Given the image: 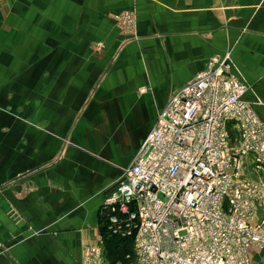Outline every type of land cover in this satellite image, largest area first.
<instances>
[{"label":"crops","instance_id":"0c3cea01","mask_svg":"<svg viewBox=\"0 0 264 264\" xmlns=\"http://www.w3.org/2000/svg\"><path fill=\"white\" fill-rule=\"evenodd\" d=\"M228 52L264 119V0H0V264H81L173 92Z\"/></svg>","mask_w":264,"mask_h":264},{"label":"built area","instance_id":"2783aa9c","mask_svg":"<svg viewBox=\"0 0 264 264\" xmlns=\"http://www.w3.org/2000/svg\"><path fill=\"white\" fill-rule=\"evenodd\" d=\"M116 19L131 31L135 13ZM233 67L230 52L210 57L173 92L106 195L107 228L133 240L132 264H252L250 250L264 251V119ZM81 264H110L104 240Z\"/></svg>","mask_w":264,"mask_h":264},{"label":"trees","instance_id":"16d2710c","mask_svg":"<svg viewBox=\"0 0 264 264\" xmlns=\"http://www.w3.org/2000/svg\"><path fill=\"white\" fill-rule=\"evenodd\" d=\"M105 240V253L110 264H132L135 260L133 240L113 235L107 228L103 227Z\"/></svg>","mask_w":264,"mask_h":264},{"label":"rangeland","instance_id":"374dc122","mask_svg":"<svg viewBox=\"0 0 264 264\" xmlns=\"http://www.w3.org/2000/svg\"><path fill=\"white\" fill-rule=\"evenodd\" d=\"M250 170H254V169H253V167H251V166L249 167V166H248V167H247V170L244 171V174H245V173H248L247 175H248V176H252L253 178H255V177L258 178V177H259V175H258L257 172H253V173L251 174V173H250ZM263 177H264V176H263ZM263 177H262V178H263ZM263 217H264V210H260V211H259V218H263Z\"/></svg>","mask_w":264,"mask_h":264},{"label":"water","instance_id":"95a60500","mask_svg":"<svg viewBox=\"0 0 264 264\" xmlns=\"http://www.w3.org/2000/svg\"><path fill=\"white\" fill-rule=\"evenodd\" d=\"M123 179H120L119 181H117L116 183H114L109 189L108 191H111L112 189H114ZM108 213V210H106Z\"/></svg>","mask_w":264,"mask_h":264}]
</instances>
